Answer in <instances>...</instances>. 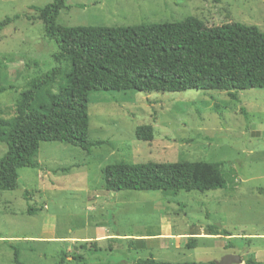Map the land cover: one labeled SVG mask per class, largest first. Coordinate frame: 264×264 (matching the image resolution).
Here are the masks:
<instances>
[{
	"label": "rangeland",
	"instance_id": "rangeland-1",
	"mask_svg": "<svg viewBox=\"0 0 264 264\" xmlns=\"http://www.w3.org/2000/svg\"><path fill=\"white\" fill-rule=\"evenodd\" d=\"M52 1L0 0V22L11 19L0 31L1 118L13 116L30 82L56 66V46L36 12ZM187 17L208 27L235 22L264 32V0H65L55 24L132 27ZM238 94L233 101L220 91L89 93L88 138L105 144L87 153L40 143V167L19 169L15 190L0 191V264H134L149 257L207 263L230 254L231 246L242 260L264 251V89ZM143 125L153 129L150 142L135 137ZM4 153L0 144V158ZM199 161L223 163L224 189L114 193L101 173L119 162ZM212 225L232 237L190 236ZM96 226L143 241H90L81 249L80 240L94 238ZM162 229L174 238L160 237Z\"/></svg>",
	"mask_w": 264,
	"mask_h": 264
},
{
	"label": "trees",
	"instance_id": "trees-1",
	"mask_svg": "<svg viewBox=\"0 0 264 264\" xmlns=\"http://www.w3.org/2000/svg\"><path fill=\"white\" fill-rule=\"evenodd\" d=\"M65 0H53L36 9L45 36L56 46V64L20 94L14 115L0 117V191L15 190L21 168L37 169L41 142H60L90 152L105 141L88 138V95L91 92L136 91L180 93L188 90L226 92L239 100V92L264 89V32L254 26L230 22L208 27L187 17L180 22L132 27H61L56 18ZM11 22H0V31ZM57 84V91L53 87ZM135 137L150 142L153 129L138 126ZM223 163L176 162L106 165L102 178L107 191H212L224 189ZM28 214L33 211L28 209ZM210 236H231L215 225ZM143 241V240H134ZM87 243H82L85 249ZM191 246H188L190 248ZM17 252H14L16 261ZM72 260L85 263L83 256ZM63 260V259H62ZM134 264L167 263L152 257ZM244 264H258L247 258Z\"/></svg>",
	"mask_w": 264,
	"mask_h": 264
},
{
	"label": "crops",
	"instance_id": "crops-1",
	"mask_svg": "<svg viewBox=\"0 0 264 264\" xmlns=\"http://www.w3.org/2000/svg\"><path fill=\"white\" fill-rule=\"evenodd\" d=\"M208 228V227H207ZM206 228V229H207ZM219 230H225L223 227L220 228ZM95 234H94V238L93 237H88V238H85V239H81L80 240V243H88V242H100V243H103V242H107L109 240H128V239H131V237H129L128 235H119L118 233H110L108 230H105L104 228L100 227V226H96L95 228ZM228 233V231H227ZM229 234L231 235L230 237H227L228 239L232 237V234L229 232ZM191 237H197V238H203L205 237V239L209 238V237H218V236H210V235H207V233H201V232H196V233H193V234H190ZM160 237H169V238H174V236L172 235V233L170 232H164L163 233V229L161 230V236ZM183 238V237H181ZM226 238V239H227ZM161 239V238H160ZM131 240H135V239H131ZM78 241V240H77ZM227 244H225L224 246H226ZM224 249H227L224 247ZM230 254H238V249L236 248H233L232 246L230 247V250L229 252ZM253 258L254 260L258 263V264H264V251H260V250H256V253L254 252L253 253ZM242 259V258H241ZM244 261L245 260H242V263L241 264H244Z\"/></svg>",
	"mask_w": 264,
	"mask_h": 264
},
{
	"label": "water",
	"instance_id": "water-1",
	"mask_svg": "<svg viewBox=\"0 0 264 264\" xmlns=\"http://www.w3.org/2000/svg\"><path fill=\"white\" fill-rule=\"evenodd\" d=\"M242 259L236 254H227L222 257L219 261H215V264H241Z\"/></svg>",
	"mask_w": 264,
	"mask_h": 264
}]
</instances>
